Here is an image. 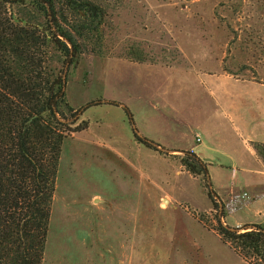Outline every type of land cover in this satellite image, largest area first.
Here are the masks:
<instances>
[{
    "label": "rangeland",
    "instance_id": "374dc122",
    "mask_svg": "<svg viewBox=\"0 0 264 264\" xmlns=\"http://www.w3.org/2000/svg\"><path fill=\"white\" fill-rule=\"evenodd\" d=\"M91 1L105 10L103 40L69 67L66 100L76 110L107 102L82 111L88 129L63 142L42 264H101L96 253L130 211L133 264H247L216 233L220 214L232 227L220 201L212 205L203 176L190 175L169 149L187 148L211 125L214 146L224 148L230 131L206 99H264V0ZM137 58L145 62L128 60ZM134 129L167 155L134 141ZM163 160L183 176L160 184L174 176ZM162 188L188 202L167 199L159 206L175 210L157 209Z\"/></svg>",
    "mask_w": 264,
    "mask_h": 264
},
{
    "label": "trees",
    "instance_id": "16d2710c",
    "mask_svg": "<svg viewBox=\"0 0 264 264\" xmlns=\"http://www.w3.org/2000/svg\"><path fill=\"white\" fill-rule=\"evenodd\" d=\"M105 10L91 0H0V264H42L63 142L88 129L66 100L70 66L101 45ZM128 58V57H127ZM145 62L143 59H128ZM132 122V115L124 107ZM134 141L167 155L138 136ZM264 162V144H253ZM203 176L215 207L207 163L192 151L173 157ZM216 233L247 264H264V227H229Z\"/></svg>",
    "mask_w": 264,
    "mask_h": 264
},
{
    "label": "crops",
    "instance_id": "0c3cea01",
    "mask_svg": "<svg viewBox=\"0 0 264 264\" xmlns=\"http://www.w3.org/2000/svg\"><path fill=\"white\" fill-rule=\"evenodd\" d=\"M115 61L128 63L122 59H115ZM201 100L204 101L205 99ZM206 100L210 103L211 113H214L215 109L218 125L226 129L224 132L230 131L227 137H222L221 143L224 148L217 149L214 146L210 137V135H214L212 133L214 126L211 125L212 129L207 127L204 133L197 130L194 134V143H189L187 148L169 149V153H181V151L190 150L201 160L209 163L210 169H217L220 172V175L214 177L209 170L212 189L216 195L215 199L220 201L219 208L223 209L228 225L237 228L246 225L264 227V162L253 148L254 143L264 144V99ZM106 102L103 101V103ZM197 137L199 141H197ZM202 139L205 140V144H203ZM236 144L237 146H235ZM240 147L245 150L244 154L238 153ZM213 152L219 154L225 161L213 160L214 158L211 156ZM165 161L173 171L174 176H166L167 178L163 176L160 178V184L165 181V184L168 185V179H174L175 175L181 177L183 173L175 169L174 162ZM165 161L163 160V162ZM143 182L149 185L147 179ZM242 193H247L250 199H240ZM234 196L235 198H233ZM96 199L95 197L94 200ZM167 199L177 201V203L188 202L179 198L174 190H163L162 188L160 194L155 196L152 206L161 211H167L169 208L175 210L171 205L164 208L159 206V202L167 201ZM146 206L150 207V204L147 203ZM131 212L129 214L125 212V222H122L121 219L120 229L117 230L120 234L112 239L113 243L107 244L105 242L101 250L96 253L101 264H115L116 261H119V264H133L134 236ZM228 220L232 223L230 224ZM88 261L89 264H99L94 259Z\"/></svg>",
    "mask_w": 264,
    "mask_h": 264
},
{
    "label": "built area",
    "instance_id": "2783aa9c",
    "mask_svg": "<svg viewBox=\"0 0 264 264\" xmlns=\"http://www.w3.org/2000/svg\"><path fill=\"white\" fill-rule=\"evenodd\" d=\"M197 141H199V138L197 137ZM240 199L248 200L250 199L249 195L247 193H242L240 195Z\"/></svg>",
    "mask_w": 264,
    "mask_h": 264
}]
</instances>
